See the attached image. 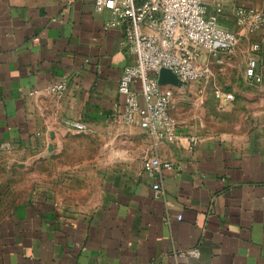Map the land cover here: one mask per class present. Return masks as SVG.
<instances>
[{"label":"crops","instance_id":"0c3cea01","mask_svg":"<svg viewBox=\"0 0 264 264\" xmlns=\"http://www.w3.org/2000/svg\"><path fill=\"white\" fill-rule=\"evenodd\" d=\"M204 3L220 28L238 33L219 73L236 58L244 75L257 42L255 85L264 97V0ZM238 8L259 12V27L237 25ZM110 19L94 0H0V157L57 154L78 132L70 121L101 142L87 167L86 196L72 204L24 200L0 220V264H264V121L213 134L178 119L179 132L199 142L192 147L181 137L159 145L157 155L171 168L148 176V137L121 120L117 90L133 56L122 44L123 28H105ZM59 81L66 89L56 97ZM110 128L119 135L100 134ZM191 249L197 254L187 255Z\"/></svg>","mask_w":264,"mask_h":264},{"label":"built area","instance_id":"2783aa9c","mask_svg":"<svg viewBox=\"0 0 264 264\" xmlns=\"http://www.w3.org/2000/svg\"><path fill=\"white\" fill-rule=\"evenodd\" d=\"M217 11L220 6L217 4ZM96 11H108L111 19L105 28L121 26L122 44L133 56V62L124 67L119 76L117 90L124 98L121 120L145 131L150 145V155L142 162L143 171L150 177L160 176L162 169L171 164L159 158L156 150L161 144H176L184 135L179 132V122L171 111V99L176 86L158 82V72L169 69L181 81L202 84L212 78L208 55L223 63L234 55L238 33L220 28L216 13H208L204 0H94ZM236 23L257 29L262 22L259 12L238 8ZM259 44H250L251 57L244 68V77L251 83L261 81L254 54ZM137 82L138 89L134 87ZM66 89V82L52 86L56 97ZM216 97L221 103L233 96L217 89ZM69 128L84 132L86 126L79 121H70ZM189 146L199 142L197 135L184 137ZM152 188L158 192V183ZM181 216H177L180 219ZM196 255V249L186 252Z\"/></svg>","mask_w":264,"mask_h":264},{"label":"rangeland","instance_id":"374dc122","mask_svg":"<svg viewBox=\"0 0 264 264\" xmlns=\"http://www.w3.org/2000/svg\"><path fill=\"white\" fill-rule=\"evenodd\" d=\"M209 56L212 78L202 84L176 86L171 111L177 119L200 124L202 131L213 134L244 132L264 121V97L256 85L240 75L241 61L232 59L226 72ZM229 92L233 99L221 103L216 91ZM199 126V128H200ZM118 128L102 129L100 134H118ZM70 134V133H69ZM90 131L71 132L58 153L49 158L25 159L0 157V220L11 214L21 201L49 198L72 204L88 194V165L99 143Z\"/></svg>","mask_w":264,"mask_h":264},{"label":"water","instance_id":"95a60500","mask_svg":"<svg viewBox=\"0 0 264 264\" xmlns=\"http://www.w3.org/2000/svg\"><path fill=\"white\" fill-rule=\"evenodd\" d=\"M158 82L161 85L170 84L173 86L186 85L185 82H181L176 75H174L169 69L162 68L158 72ZM52 149L51 144L48 145V151Z\"/></svg>","mask_w":264,"mask_h":264}]
</instances>
